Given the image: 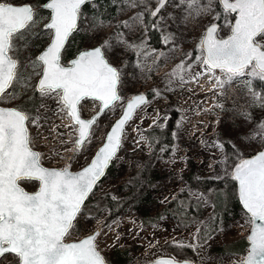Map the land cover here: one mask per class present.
I'll list each match as a JSON object with an SVG mask.
<instances>
[{
	"label": "rangeland",
	"instance_id": "1",
	"mask_svg": "<svg viewBox=\"0 0 264 264\" xmlns=\"http://www.w3.org/2000/svg\"><path fill=\"white\" fill-rule=\"evenodd\" d=\"M109 1L110 6L117 4L113 16H106L108 6L103 1L92 4L91 11L82 14L80 29L76 31L74 41L67 46L62 60L64 65H70V60L76 56L65 59L71 48L76 53L79 48L87 50L102 46L105 40L113 42L110 50L102 49L108 60L119 69L121 97L98 119L82 148L76 144L78 125L71 121L68 110L58 102L56 94L52 93V98H49L35 93L40 76L32 78L30 87L10 88L8 94L0 98L1 106L22 105L23 111L30 116L39 112L40 119L29 120L28 129L30 144L40 153L43 165L69 167L77 171L91 161L103 144L108 131L122 114L128 97L132 98L143 88L154 93L150 104L140 108L127 124L120 151L113 160L114 172L95 189L89 204L99 202L105 193L114 199L122 198V191L128 189H123L124 185L140 181L143 169H147V177L154 180L150 194L156 202L145 204L138 200L124 214L110 221L107 220V208L91 209V205H86L65 241H78L100 230L96 247L110 264H118L119 252L126 259V264H146L162 256L178 259L165 246L179 242L194 249L192 259H187L194 264H228L233 259L242 263L239 261L240 253H222L217 247L248 235L252 228L248 213L237 211L235 214L233 207L229 206L219 231L205 244L196 242L198 227L213 213L214 201L234 200L238 197V190L234 178L216 193L200 191L193 186L191 179L217 180L229 173L232 175L233 168L224 147L226 141L236 145L244 156L264 148V136L259 134L264 129L258 124L264 122V106H261L264 93L256 89L252 69H246L244 76L220 87L217 81L226 79L225 73L220 69L209 72L202 63L206 57L202 39L206 28L217 22L220 16L219 0H199L203 9L199 14L195 8L188 10L180 0H169L157 16L151 14L155 21L153 28L167 45L163 50L169 52L167 57L163 52L155 55L156 50L149 46L147 39L141 38L144 28L142 34L139 33L141 23L146 25L147 15L153 13L160 0ZM97 18L102 21L99 26ZM222 18L219 35L224 37L231 33V22L225 14ZM48 21V18L42 19V23L33 29L40 34L39 37L31 41L26 51L19 53L21 69L26 58L35 59L49 44L51 30L44 28ZM259 42L264 44V40ZM150 64L153 65L151 70ZM181 65H184L181 69L185 76L183 82L178 74L173 75ZM161 96L170 100L167 106ZM208 97L209 109L205 110L204 100L206 104ZM200 108L205 110L203 123H197L194 117ZM157 109L158 116L155 115ZM212 114L216 116L213 123L209 120ZM171 120L174 125L171 143L155 148L146 131L164 129ZM249 136L252 138L247 139ZM21 183L32 192L39 187L36 181ZM179 192H186L200 205L197 210L199 216L187 224L170 214L161 213L167 202ZM247 252L242 255H247ZM0 264H17V260L13 254H7Z\"/></svg>",
	"mask_w": 264,
	"mask_h": 264
},
{
	"label": "snow or ice",
	"instance_id": "2",
	"mask_svg": "<svg viewBox=\"0 0 264 264\" xmlns=\"http://www.w3.org/2000/svg\"><path fill=\"white\" fill-rule=\"evenodd\" d=\"M89 2L48 0L37 6L50 10V22L45 28L51 30V43L35 59L26 58L21 69L19 53L26 51L31 41L39 37L40 34L33 29L41 17L32 5H14L9 0H0V98L14 85L26 89L31 86L33 76H41L37 85L41 96L52 98L51 94L55 93L58 102L80 126L78 147L84 143L93 123L77 114L78 102L91 96L107 109L120 99L117 91L119 71L106 62L102 51V48H112V40H105L102 46L85 51L71 68L60 64L61 50L68 36L77 30L82 6ZM166 2L160 0L157 12ZM219 2L228 13H234L238 18L230 25L228 39H213L217 28L210 27L202 43V48L206 49L202 63L209 72L220 69L225 73L226 79L217 81L220 87L244 76L249 67L253 77L264 80V44L259 42L264 40V0ZM180 3L188 10L195 8L197 14L203 10L199 0H180ZM101 23L97 18V26ZM13 52L17 54L15 58L10 55ZM183 68L181 65L173 73L174 76L178 74L182 82L185 79ZM145 103L146 98L138 95L127 105L123 119L112 128L106 145L90 166L77 174L41 166L39 154L30 148L26 127V121L40 119L38 111L29 116L23 110L0 108V258L10 253L17 264H106L95 244L99 233L79 243L66 244L63 240L73 227L85 198L116 156L125 123L133 110ZM258 124L264 129V122ZM259 134L264 136V131ZM232 175L239 184L243 208L250 214V222L255 224L248 238L252 248L247 264H264V151L254 158L242 159ZM22 179L38 181L39 190L32 194L26 192L19 186ZM159 264L178 262L161 260Z\"/></svg>",
	"mask_w": 264,
	"mask_h": 264
},
{
	"label": "trees",
	"instance_id": "3",
	"mask_svg": "<svg viewBox=\"0 0 264 264\" xmlns=\"http://www.w3.org/2000/svg\"><path fill=\"white\" fill-rule=\"evenodd\" d=\"M47 0H9V2L14 3V4H23V3H29L32 6H34V8L36 9V11L39 13L40 15V19L37 20V26L38 27L41 23H42V19L48 18L50 17V11L46 10L42 7H37L40 5H43ZM103 1L105 3V5H107V10H106V16H113L116 8H117V4L115 6H110V1L109 0H96L94 2H92L91 4L88 3L86 4L82 10H81V19H82V14H84V12H89L91 11V5L97 2H101ZM115 1H119V0H115ZM217 8L219 10L220 16L217 20L218 23H220L221 27H222V23H223V18L222 15H226V19L230 20V22L232 23L234 20V15L230 14V13H226V11H224V9H222L219 1L217 4ZM147 28H148V39L147 41L149 42H153L154 44H159L161 40V37L159 36L156 28H153V24H154V18L153 16L149 13L147 15ZM45 28V26H44ZM76 33V32H75ZM73 34L68 42L67 45H69V43L74 41V36L76 34ZM77 48H79V45L77 44ZM80 50V49H79ZM78 50V51H79ZM73 52V48H71L70 51H68L66 58L72 57L74 55H77V52ZM66 50L63 53V57L62 60L64 59ZM10 55H15L17 56V54L15 52L10 53ZM192 58H195V55L192 56ZM34 77H39V75L33 76ZM14 88H18L16 85L13 86ZM255 87L258 91L264 93V80L260 79L259 77H255ZM35 93L38 94L39 92L36 90L35 88ZM16 108L20 109V110H24V106H15ZM30 116V113H27ZM173 127L174 125L172 124V120L171 122L168 124V126L164 129H154V130H150L148 131V135L150 137V142L155 146V148H162L165 146V144H170L171 143V132L173 131ZM225 151H226V156L229 158V161L231 162L232 168L243 158L245 157H249L252 156L253 154H255V152L250 153L246 156L242 155L241 153L238 152V149L236 147V145H234L232 142L226 141L225 142ZM143 172V171H142ZM229 180H234L233 176L229 173L228 176L221 178V179H217V180H213V179H199V178H192L191 182L193 184L194 187H196L197 189H199L200 191H203L205 193H216L220 190L223 189V187H225V184H227L229 182ZM98 186V185H97ZM96 186V188H97ZM125 188H129L130 192H128L124 197L119 198V199H114L110 196L100 200L99 202H94L91 204H89V201L86 203V205H91V209H96L99 206H103L106 205L109 209L108 211V221L113 220L118 218L119 216H121L122 214L125 213V211L128 209V207L131 204L136 203L138 200L139 201H143L144 199V193L148 184L146 182H142V181H137L134 185H131L130 183H126L124 185ZM95 188V189H96ZM94 192V191H93ZM92 194L90 195L89 199H91ZM231 202V203H229ZM225 201L224 199H217L216 201H214V205H213V213L202 220V222L200 223L197 233H196V242L198 244H205L207 243L221 228L222 222L224 221L225 215L227 212H229V206L233 207V212L235 214H237V211H242L243 213H246L239 201V198L236 197L234 200H230V201ZM199 203L197 202V200L193 199L190 195H188L186 192L180 193L176 199L171 202L166 208H164L163 212H161L162 214L164 212H168V213H174L176 215V218L183 222V223H190L192 221H194L199 215H198V209H199ZM249 247V243L246 239V236L240 238L239 240L230 242V243H226V244H222L220 246L217 247V250H219L222 253H244L245 251L248 250ZM165 249L175 255L176 257H178V259H192L191 256L192 254H194V249L193 248H189V245H185L181 242L179 243H170L168 245L165 246ZM117 262L118 264H126V259L123 258L121 256V253L119 252V254L117 253ZM177 259V258H176Z\"/></svg>",
	"mask_w": 264,
	"mask_h": 264
},
{
	"label": "water",
	"instance_id": "4",
	"mask_svg": "<svg viewBox=\"0 0 264 264\" xmlns=\"http://www.w3.org/2000/svg\"><path fill=\"white\" fill-rule=\"evenodd\" d=\"M94 1H96V0H90L89 3H92V2H94ZM46 2H48V0H47ZM46 2H45V3H46ZM167 2H168V0H167ZM167 2L165 3L164 7L166 6ZM159 3H160V2H159ZM219 3H220V2H219ZM13 4H14V3H13ZM86 4H88V3H86ZM86 4H85V5H86ZM14 5H31V4H29V3H23V4H14ZM85 5H84V6H85ZM158 5H159V4H158ZM158 5L156 6V8H155L154 11H153V13H155V15H157V14H158V13L164 8V7L159 8V11L157 12ZM220 5H221L222 9H224V7H223V5H222L221 3H220ZM84 6H82V8H83ZM46 10H48V9H46ZM81 10H82V9H81ZM49 11H50V10H49ZM224 11H226V10L224 9ZM226 12H227V11H226ZM231 14L234 15V20H233V23H234L235 19L238 18V17H237L236 14H234V13H231ZM49 22H50V19H49V21L47 22V24H48ZM79 23H80V17L78 18V22H77L78 27H79ZM212 26H215V27L217 28V31H216L215 33H213V37H212L213 39L221 40V39H228V38L230 37L231 33L228 34L227 36L221 37V36L219 35L220 30H221V25H220V23L215 22V23L210 24V25L206 28L205 33H204V36H203V39H202V43H203L204 39L206 38V33H207V31H208V30L210 29V27H212ZM78 27H77V29H78ZM46 29H47V28H46ZM76 31H77V30H74V31L68 36V38H67V40H66V42H65V44H64V46H63V48H62V50H61V54H60V64H61L62 67L71 68V67L73 66V62H74L75 60H78L79 57H80V55H82L85 51L93 50V49L96 48V47H100V46H95V47H92V48H90V49L83 50V51H81L78 55H76L73 59L70 60V63H69L70 65H64V64L62 63V55H63V52H64V50L66 49L67 44H68V42H69L71 36H72ZM50 43H51V40H50L49 44L46 46V48H45V49H44L39 55L43 54V52H45V51L47 50V48L50 46ZM201 46H202V44H201ZM202 49H203V51H204V53H205V56H206V49H205V48H202ZM102 51H103V49H102ZM103 54H104V57H105L106 62H108L110 66L115 67L114 65H112V64L109 62V60H108L107 57L105 56L104 51H103ZM39 55H38V56H39ZM115 68H116V67H115ZM118 71H119V70H118ZM119 77H120V74H119ZM41 78H42V77L40 76L39 79H38V81H37V84H36V90H37L38 82H39V80H40ZM119 83H120V78H119V82H118V86H117L118 95L120 96V93H119ZM9 89H10V88H9ZM9 89H8V90H9ZM8 90H6V91H8ZM37 91H38V90H37ZM38 92H39V91H38ZM138 95H142V96H144V97L146 98V103H147V97H146V95L143 94V93H142V94H137V95L133 96V97H132V98L126 103V105H125V107H124V109H123L122 114L117 118V120L114 122V124L112 125V127H111L110 130L108 131V133H107V135H106V138H105L103 144L99 147V149L96 151V153H95V155L93 156V158L91 159V161H90L86 166H84L83 168H81V169H79V170H77V171H72V170H71L70 168H68V167H66V168H64V169L53 168V167H47V166L43 165V164L41 163V161H40L41 166L44 167V168H47V169H49V170H61V171H62V170H65V169H66V170H68L69 172H71L72 174H77V173L83 171L84 168L90 166L91 162L95 159V156L98 154L99 150H100L101 148H103V147L106 145V143H107V137L111 134L112 128L115 126L116 123H118L121 119H123V117H124V115H125V113H126V111H127V105H128L129 103H131V102L135 99V97L138 96ZM86 98L94 99V98H92L91 96L83 97V98L78 102V104H77V114L81 117V119H84L85 121H93L92 125H91L90 128H89L88 136L85 138L84 143H85L86 140L89 138V135H90V133H91V130H92L93 126L96 124V121H97L98 117L101 116L105 111H107L110 107H112V106L117 102V101H115L113 105H110L109 108L105 109V108L103 107L102 102L100 101V103H101V108H100L99 112H98L97 114H95L93 117H91L90 119H85V118H83V117L81 116V112H80V103H81V101H83V100L86 99ZM95 100H97V99H95ZM98 101H99V100H98ZM143 105H144V104H143ZM143 105H140V106H138L137 108H135V109L133 110V113H132V115H131V118L125 123V125H124V127H123V131H122V133L120 134V135H121V144H120V147H119L118 150H117L116 156H117V154H118L119 151H120V148H121V145H122V139H123V136H124V131H125V128H126L127 124L131 121V119L133 118V116H134V114L136 113V111H137L141 106H143ZM0 108H3V109H18V108H15V107H4V106H1V105H0ZM18 110H20V109H18ZM73 120L75 121L74 117H73ZM26 127H27V129H28V121H26ZM79 128H80V126H79ZM28 133H29V129H28ZM79 138H80V137H79ZM79 138H78V140H79ZM78 140H77V141H78ZM84 143L82 144V146L84 145ZM82 146H80L79 148H81ZM30 148H31L34 152H36V153L39 154V152H38L37 150H35L31 145H30ZM262 151H264V148L261 149V150H259V151H257V152H256L255 154H253L252 156L245 157V158H243V159L254 158L257 154H259V153L262 152ZM39 156H40V154H39ZM116 156H115V157H116ZM115 157H114V158H115ZM114 158H113V160H114ZM113 160L110 161L109 166L105 169V174H104V176L107 174V171H108V169L110 168V166H111ZM241 162H242V159H241V160H240V161H239V162L233 167L232 174H233L234 171H235V167H237ZM104 176L101 177V179H100V180L97 182V184L94 186L92 192H90V193L88 194V196L85 198V200H84V202H83V204H82L81 210H82L83 207L85 206L86 202L88 201L90 195H91V194L93 193V191L95 190L96 186L102 181V179L104 178ZM232 176H233V175H232ZM22 181H35V180H24V179H22V180L19 181V186H20L21 188H23L26 192L32 194V193H35V192H37V191L39 190L40 184H39V187H38V189H37L36 191H33V192H32V191H28V190H26V189L24 188V186L22 185V183H21ZM36 182H38V181H36ZM38 183H39V182H38ZM236 183H237V190H238V197H239V184H238L237 181H236ZM239 201H240V199H239ZM240 203H241V201H240ZM241 205H242V203H241ZM242 207H243V205H242ZM243 209H244V208H243ZM244 210H245V209H244ZM80 212H81V211H80ZM245 212H246V210H245ZM246 213H247V212H246ZM78 215H79V214H78ZM249 215H250V214H249ZM77 218H78V216H77ZM77 218L74 220V223H75V221L77 220ZM74 223H73V226H74ZM256 223H260V221H257ZM72 228H73V227H72ZM72 228H71V229H72ZM71 229H70V231H71ZM254 229H255V224L252 223L251 231H250V232L248 233V235L246 236V239H247V241H248V243H249V247H248V252H247V256H246V260H245V264H247V259H248V257L251 255L252 244H251L250 239H248V238L251 236V234H252V232H253ZM70 231H69V232H70ZM97 233H99L98 230L95 231L94 233H92V234L86 236L85 238L79 240V241H71V242H67V241H65V238H66V236L69 234V233H68V234L64 237L63 242L66 243V244L79 243V242H82L84 239L89 238V236L96 235ZM97 237H98V235L96 236V239H97ZM95 244H96V240H95ZM97 250H98V249H97ZM98 251H99V250H98ZM99 252H100V251H99ZM8 254H10V253H8ZM100 254H101V252H100ZM5 255H7V254H5ZM5 255H4V256H5ZM101 255H102V254H101ZM4 256H3V257H4ZM102 256H103V255H102ZM3 257H2V258H3ZM2 258H0V260H1ZM103 258L105 259L106 264H110V263L106 260V258H105L104 256H103ZM161 260H173V261H177L178 264H194V263H193L192 261H190V260H187V259H182V260H181V259H176V258H174L173 256H162V257H158V258H156V259H154V260H152V261L147 262L146 264H159V262H160Z\"/></svg>",
	"mask_w": 264,
	"mask_h": 264
},
{
	"label": "flooded vegetation",
	"instance_id": "5",
	"mask_svg": "<svg viewBox=\"0 0 264 264\" xmlns=\"http://www.w3.org/2000/svg\"><path fill=\"white\" fill-rule=\"evenodd\" d=\"M168 2H169V0H168ZM167 2V3H168ZM158 15V14H157ZM157 15H154V16H157ZM115 16V15H114ZM147 19V18H146ZM145 23L147 24V22H146V20H145ZM160 36V35H159ZM148 42V44H149V46L152 48H154L156 51H155V55L156 54H158V55H160L161 54V52H163V54H164V56L165 57H167V55H169L170 56V54H169V52H166L167 50H165V51H163L164 49H166V47H167V45L163 42V41H160V43L159 44H154L153 42H149V41H147ZM80 49V50H79ZM77 51V55L81 52V51H83L81 48H79ZM90 49V48H89ZM159 51V52H158ZM130 57H131V55H130ZM110 61V60H109ZM111 62V61H110ZM112 63V62H111ZM152 67H153V65L152 64H150L149 65V69L151 70L152 69ZM118 69V68H117ZM156 69H157V64H156ZM119 70V69H118ZM153 72V71H152ZM120 73V72H119ZM145 94L146 95V97H147V103H145L143 106H141V108H143L144 106H146V105H148V104H150V102L152 101V99H153V97H154V93H153V91L152 90H148L147 88H143L141 91H139V92H137L135 95H137V94ZM135 95H133V96H135ZM132 96V97H133ZM161 99L163 100V102H165V104H166V106L170 103V100H168V99H166V97L165 96H161ZM81 107H82V104H81ZM140 109V108H139ZM173 113V111L172 110H170V114H172ZM195 114H196V112H195ZM156 116H158L159 115V113H158V109H157V112H156V114H155ZM175 115V114H174ZM194 117H195V115H194ZM98 120V119H97ZM153 130V129H152ZM148 131H150V130H147L146 131V134H147V136H148V138L150 139V137H149V135H148ZM143 171V172H142ZM141 171V173H140V176H141V180L140 181H142V182H146L147 184H148V186H147V188H146V190H145V192L146 193H144L145 195H144V199H143V203H145V204H154L155 202H156V200H153V198H152V196H151V194L150 193H152V191H151V187H152V185H153V179H151V178H148L147 177V169H143ZM114 172V161L112 162V164H111V166H110V168L108 169V171H107V174L104 176V178L102 179V181L98 184V186L102 183V182H104L108 177H110V175L112 174ZM97 186V187H98ZM128 192H130V189L128 188V189H125V190H123L122 191V194H121V197H124ZM180 193H183V192H179L178 194H176L175 195V197L173 198V199H171V201H169V202H167V204L164 206V208H166L171 202H173L175 199H176V197L180 194ZM103 197H101V199L100 200H102V199H104V198H106V197H108V196H110V194H103L102 195ZM90 199H88V201H89ZM87 201V202H88ZM158 201V200H157ZM86 202V203H87ZM85 206H86V204H85ZM103 207H105V208H107V209H109L106 205H103ZM164 210V209H163ZM163 212V211H162ZM165 214H170L172 217H176V215L174 214V213H168V212H164ZM163 213V214H164ZM99 232H100V230H99ZM99 236V235H98Z\"/></svg>",
	"mask_w": 264,
	"mask_h": 264
},
{
	"label": "built area",
	"instance_id": "6",
	"mask_svg": "<svg viewBox=\"0 0 264 264\" xmlns=\"http://www.w3.org/2000/svg\"><path fill=\"white\" fill-rule=\"evenodd\" d=\"M143 23V22H142ZM141 23V27H139V33L140 34H142V29L144 30V33H143V35L141 36V38L144 36V38H146V36H147V26L146 25H144L143 26V24ZM137 29V28H136ZM133 36V38H135V34H133L132 35ZM247 69H252L251 67H249V68H247ZM131 98L130 97H128V100H127V102L130 100ZM214 100H216V97H214ZM208 101H209V97L207 98V100H206V104H205V100H204V107H205V110H207V109H209V107H208V105H209V103H208ZM119 102V100L115 103V104H117ZM126 102V103H127ZM64 107V106H63ZM100 107H101V103L98 101V100H95V99H89V98H86V99H84L83 101H82V107H81V111H82V115H83V117L84 118H91V117H93L96 113H98V111L100 110ZM203 108V107H202ZM202 108H200L199 110H197V112H196V117H195V119H197V123H203L202 122V119H206V117L204 116V109H202ZM111 108H109L108 110H110ZM107 110V111H108ZM139 110L140 109H138L137 111H136V113L137 112H139ZM106 111V112H107ZM68 113H69V115H70V119H71V121L72 122H74V120H73V118H72V115H71V113L68 111ZM136 113L134 114V116L136 115ZM133 116V117H134ZM215 115H211L210 116V121L213 123L214 122V120H215ZM131 121H132V119H131ZM78 136H79V133H78ZM77 144V143H76ZM65 163H67V162H65ZM66 165V164H65ZM56 167H58V166H56ZM61 168V167H60ZM245 259H246V255L245 256H243L242 255V253H240V255H239V261H241L242 263H238L237 261H236V259H233L232 261H230L228 264H245Z\"/></svg>",
	"mask_w": 264,
	"mask_h": 264
}]
</instances>
